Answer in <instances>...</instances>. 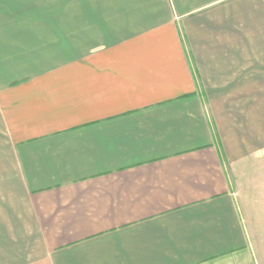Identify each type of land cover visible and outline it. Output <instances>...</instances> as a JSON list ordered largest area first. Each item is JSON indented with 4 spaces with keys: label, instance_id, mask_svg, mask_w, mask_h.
Instances as JSON below:
<instances>
[{
    "label": "crops",
    "instance_id": "0c3cea01",
    "mask_svg": "<svg viewBox=\"0 0 264 264\" xmlns=\"http://www.w3.org/2000/svg\"><path fill=\"white\" fill-rule=\"evenodd\" d=\"M0 264H264V0H0Z\"/></svg>",
    "mask_w": 264,
    "mask_h": 264
}]
</instances>
